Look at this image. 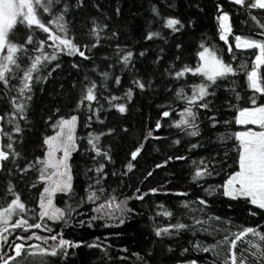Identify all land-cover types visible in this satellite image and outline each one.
<instances>
[{
  "label": "snow or ice",
  "instance_id": "6c2138e0",
  "mask_svg": "<svg viewBox=\"0 0 264 264\" xmlns=\"http://www.w3.org/2000/svg\"><path fill=\"white\" fill-rule=\"evenodd\" d=\"M85 6L86 0H0V175L4 185L3 192H0V199L4 201L0 204V264H59L60 261L67 264L68 257L74 256V250L81 246L100 249L107 256L110 245L97 243L99 237L92 243L69 240L64 238L62 231L52 234L55 230L48 222L61 229L66 225L85 224L92 228L95 221L107 220L110 223H104L102 227H119L135 213V209L129 207V201H143L149 194H169L170 190L158 185L144 192L137 186L130 194L123 195L106 183L111 176L118 178V187L122 185L123 178L133 172L136 166L133 161L142 153L145 142L162 139L154 136L150 129L137 140L134 148L128 150L121 168L109 170V166L115 165L118 154L117 137L128 135L129 129L121 125L105 126L103 114L114 110L120 116L126 115L137 93L153 89L157 74L174 84L171 89L165 84L164 90L172 93L173 103L180 102V110L176 113L171 104L157 105L160 111L154 129H161V120L171 117L169 127L190 138L186 142L187 150L206 153L191 160L189 168L191 182L201 187L205 196L181 199L173 210L157 205L160 211L155 212V217H166L169 222L161 227L155 224L153 216H149V220L154 221L153 236L162 243L165 239L178 238L182 233L190 234L192 239L188 240V247L180 248L183 260L177 259L176 264H199L203 257H193V253L209 254L211 259L207 264H264V231L260 230V225L238 226L226 217L211 214L207 199L218 195L230 201H243L253 206L248 210L250 216H256L257 210L264 212V76L261 74L264 67V0H219L214 5L213 18L218 39L224 48H213L207 37L202 36L196 52L198 62L194 66L182 62L179 53L183 42L179 37L193 29L196 21L174 14L162 15L157 5L151 4L152 19L146 22L142 39L169 45V37H172L170 46L175 52L171 61L165 62L161 69L165 48L159 47L150 61L154 71L144 75L136 64L146 57L149 49L135 50L122 43L120 30L112 27L109 23L111 17L101 10L99 4H92L96 15L87 17L81 25L77 15ZM166 7L173 8L174 4ZM253 10H257L256 14ZM120 12L121 9L116 7L113 15L119 16ZM233 14L245 17L241 24L247 26L248 35L233 33ZM153 22L157 24L155 30L151 27ZM18 30H22L23 35L18 36ZM37 31L45 34L44 38L36 39L34 33ZM100 49H104V54L97 57L94 52ZM245 50H254L250 64L241 58L234 66L233 62L238 61V56ZM225 53L229 57L227 61ZM63 56L75 58L69 62L76 77L68 91L77 90L78 85L79 89L71 100L69 115H62L58 106L52 108L44 120L52 134L43 135L40 154L29 157L24 151V137L30 131L29 113L35 89L50 80L55 81L53 74L62 69ZM97 59L104 69L98 71ZM117 70L130 77L129 86L119 96L109 91L107 83L110 81L119 90L121 75L116 74ZM242 73L246 81L244 86L251 95L245 92L242 96L237 90V77ZM60 89L57 95L62 100V84ZM221 90L225 95L218 107L220 97L217 93ZM241 101L249 106L239 107ZM228 108L234 110V120L217 119V112ZM202 111L209 113L205 116L209 130L207 136L201 127ZM83 113H87L85 127L90 128L93 121L102 127L89 131L84 138L83 153L87 163L82 175L85 187L83 194L76 199L69 159L80 147L75 130L78 114ZM233 122L236 125H256L259 130L248 128L229 132L227 129ZM171 144L180 145L181 136L171 140ZM229 151L236 153L235 168L225 172ZM187 159L184 155H168L154 168H162L170 161ZM221 173L226 176L222 183L203 186L209 178ZM29 174L33 182L27 187L40 185L34 207H29L21 199L13 183L14 179L23 183ZM152 175L151 169L146 170V178ZM57 194L67 198L65 207L54 204ZM171 194L188 197L187 191ZM86 205H94L90 214L80 211ZM83 215H87L86 220L76 219ZM173 219L174 223L171 222ZM33 229L49 235H38ZM201 236L211 237L212 242L205 243L199 238ZM33 240L40 243H29ZM166 250L175 255L172 247ZM136 255L141 264H148L143 256ZM145 256L151 257L152 252H146Z\"/></svg>",
  "mask_w": 264,
  "mask_h": 264
},
{
  "label": "trees",
  "instance_id": "16d2710c",
  "mask_svg": "<svg viewBox=\"0 0 264 264\" xmlns=\"http://www.w3.org/2000/svg\"><path fill=\"white\" fill-rule=\"evenodd\" d=\"M217 2H219V0H86L85 9L78 13L77 21L82 25L87 17L96 15V10L92 7V4H99L101 10L111 17L109 23L112 27L120 30L122 43L132 46L135 50H141L142 48L149 49L146 57L141 58L136 64V67L141 70V74L144 75L154 71L150 61L154 59V53L158 51L159 47L165 48L164 60L160 65L161 69L165 62L171 61L175 52V49L170 46L172 43V37H169V45H163L161 41L151 42L142 39L141 33L146 27V22L152 19L150 5L156 4L162 15L174 14L182 19L191 18L196 21L193 29L188 30L179 37L183 42V48L179 53L182 62L194 66L198 62L196 52L199 50L198 45L202 36L207 37V42L210 43L213 48H224L223 42L218 39L215 27L216 21L213 18L215 15L214 5ZM167 4H174V7L167 8ZM225 6L229 7L227 4ZM116 7L121 9L119 16L113 15V11ZM200 9H203V11H200ZM256 11L257 10H253V14H256ZM244 19L245 17L240 14L232 15L231 23L234 34H249L247 26L241 24V21ZM151 27L155 30L157 24L153 22ZM17 28H19V26H17ZM16 34L18 36L23 35V31L18 30ZM44 35L45 34L40 33L39 31L34 33L36 39H42L44 38ZM48 51H51V49H48ZM94 54L99 57L104 54V49L95 51ZM253 54L254 50H245L238 56V61L233 62L234 66L241 58L248 61L250 64ZM73 59L75 58L67 56L61 57L62 69L53 74L56 77L55 81L50 80L48 83L35 89L32 110L29 113L30 131L26 132L24 137V151L29 157L34 154L39 155L41 137L43 135L52 134V129L46 127L44 124V120L51 114L52 108L58 106L61 109L62 115L67 116L70 114L71 100L79 89L78 85L77 90L72 92L68 91L76 77V73L72 71L69 66V62ZM224 59L226 61L229 59L226 53L224 54ZM96 63L100 65L98 71L104 69V65L99 59H97ZM116 74L121 75V85L118 86L119 90H116L115 87L111 85L110 81L107 83L109 91H112L114 95L119 96L123 90L129 86L130 77L126 72L121 73L119 70L116 71ZM261 74L264 76V67L261 69ZM189 82L192 81L190 80ZM61 84L64 86L62 100L57 95V93L61 92ZM165 84H167L170 89L174 87V84L169 83L166 78H161L157 74L154 79L153 89L144 93H137L134 96L126 115L120 116V114L116 113L114 110H109L107 113L103 114L102 118L105 119V126L121 125L122 127L129 129L128 135L123 136L122 138L117 137L119 145L118 154L115 157V165L109 166V170L113 167L116 170H119L122 163L125 162L128 150L134 148L137 140L142 139L143 135L147 134L150 129L153 130L154 136L162 138L160 140L153 139L145 142V147L142 153L137 157L136 161H133L136 165L133 172L123 178L122 185H119L118 187V178L111 176H109L106 181L107 185L111 188H116L117 193H122L123 195L130 194L137 186H139L141 191L144 192L150 187L163 185L165 190H170L169 194H149L143 201H137L134 199L129 201V207L135 209V213H133L131 217L119 227H102V224L110 223L107 220L95 221L92 228H88L85 224L84 226L66 225L61 229L57 227L56 224L48 222L49 226L53 227L55 230L52 234L62 231V234L66 239L73 241L83 240L88 243H92L96 237H99L100 240L96 241L97 243L110 245L107 250V256H105L100 249H88L81 246L74 250V256L70 255L68 257L67 264H141V260L136 254H139V256H143L148 260V264H176L177 259L183 260V257L180 254V248L188 247L187 242L192 239V237L188 233H182L178 238L165 239L162 243L159 242L152 233L154 221L156 225L162 227L169 222V220L163 216L155 217L154 214L155 212L160 211V209L156 207L157 205L162 204L165 208L173 210L175 205L181 199H195L197 196H205L202 188L197 187L196 184L191 182L189 168L191 167V160L198 159L200 155H206V153L203 150H194L192 152L187 150L186 142L190 138L183 137L177 129L169 127L171 117L161 120V129H154V122L159 118L158 112L160 111L157 105L171 104L172 109H174L176 113L180 110L178 107L180 102L176 101L173 103L174 97L170 91L164 90ZM244 85H246V81L244 79V74L242 73L237 77V90L241 92L242 96L245 92H248V94L251 95V92ZM217 95L220 97V101L217 105L219 107V104L223 103L225 94L221 90L218 91ZM257 101L258 103L260 102L259 94H257ZM101 103H103V101H101ZM238 106L243 107L249 105H246L241 101ZM86 115L87 113L78 114L79 120L76 128V137L77 143L80 147L70 158L73 177L72 184L76 192V199H79L83 194V189L85 187V178L82 175L83 169L87 163V157L83 153L84 138L89 131L94 132L102 127L95 121L92 122L90 128L85 127L84 119ZM206 115H209V113H204L203 111L200 115V120L202 122L201 127L205 136L209 135V130L206 127L205 121ZM217 119L234 120V110L231 108L226 110L221 109L217 112ZM227 130L229 132L242 131L244 130V127L242 125H236L233 122ZM220 131H224V129L220 128ZM178 135L181 136V144L172 145L171 140L176 139ZM155 149H159V151H156ZM168 155H184L188 157V159L186 161H170L166 166L155 169L154 165L162 162ZM235 158V151H229L227 165L231 167L226 166L225 172H230L235 168ZM149 169L153 171V175L146 178L145 172ZM225 178V174L221 173L220 176L209 178L203 186L207 187L208 184L222 183ZM32 182L33 179L31 174H29V178L23 183L15 179L13 180V183L16 184V191L20 193L21 199L28 204L29 207L35 206L37 188L40 187V185L37 184L35 188H28L27 185ZM3 190V176L0 175V192H3ZM183 191L188 192L187 198L171 194ZM120 198H122V196ZM66 199L67 198L63 197L61 194H57L55 197L56 206L61 208L65 207ZM207 199L211 205L208 209L211 214L226 217L238 226L260 225V230L264 231V212L257 210L256 216H250L248 210L253 206L247 205L243 201H230L228 198L218 195L207 197ZM3 203L4 201L0 199V204ZM68 203H71V200H68ZM229 204L231 207H229ZM91 207H94V205H86L80 211L85 214H90ZM29 216H31V213H29ZM149 216H153L154 221L149 220ZM76 219L86 220L87 215L76 217ZM171 222L174 223L175 220L173 219ZM72 223L73 225L75 224L74 221ZM32 231L37 232L38 235H49V233L43 232L39 229H33ZM115 233H119V235L117 236ZM199 238L204 239L205 243L212 242L211 237L201 236ZM29 243L40 242L33 240ZM49 243H51V241H49ZM169 246L174 249L175 255L166 250ZM124 249H127V251H124ZM148 251L152 252L151 257L145 256V253ZM192 255L193 257H196L197 255L203 257V260H200L199 264H207V261L211 259L209 254L193 253ZM59 264H65V261H60Z\"/></svg>",
  "mask_w": 264,
  "mask_h": 264
},
{
  "label": "rangeland",
  "instance_id": "374dc122",
  "mask_svg": "<svg viewBox=\"0 0 264 264\" xmlns=\"http://www.w3.org/2000/svg\"><path fill=\"white\" fill-rule=\"evenodd\" d=\"M243 127H244V130H246V129H248V128H250V129H252L253 131H258L259 130V128H258V126H256V125H242ZM77 128V127H76ZM243 131V130H242ZM75 135H76V130H75ZM75 152V151H74ZM73 152V153H74ZM72 153V154H73ZM72 154H71V156H72ZM71 158V157H70ZM69 163H70V159H69ZM54 204H55V198H54ZM56 205V204H55Z\"/></svg>",
  "mask_w": 264,
  "mask_h": 264
}]
</instances>
